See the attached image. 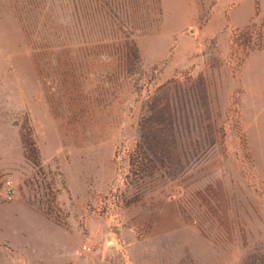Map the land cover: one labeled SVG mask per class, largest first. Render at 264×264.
<instances>
[{
    "label": "rangeland",
    "instance_id": "rangeland-1",
    "mask_svg": "<svg viewBox=\"0 0 264 264\" xmlns=\"http://www.w3.org/2000/svg\"><path fill=\"white\" fill-rule=\"evenodd\" d=\"M0 264H264V0H0Z\"/></svg>",
    "mask_w": 264,
    "mask_h": 264
},
{
    "label": "trees",
    "instance_id": "trees-1",
    "mask_svg": "<svg viewBox=\"0 0 264 264\" xmlns=\"http://www.w3.org/2000/svg\"><path fill=\"white\" fill-rule=\"evenodd\" d=\"M135 53L138 56L136 49ZM205 90L206 88L203 86L197 92ZM163 99L159 94L154 96L150 107V114L144 116L141 122L140 142L136 151V159L133 162L136 185H142L141 179L144 176H154L162 162L167 167L166 163L169 160L172 164L173 175L176 176L199 159V157L194 161L187 159L183 148L179 147L178 138L180 137V130L176 128L175 124L178 115L173 94L166 92V103L164 106H161ZM195 116L200 117V114H195Z\"/></svg>",
    "mask_w": 264,
    "mask_h": 264
}]
</instances>
